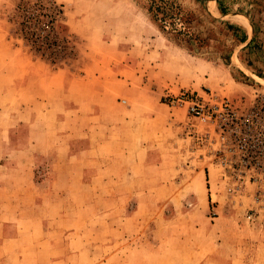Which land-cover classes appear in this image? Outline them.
I'll list each match as a JSON object with an SVG mask.
<instances>
[{"label":"rangeland","instance_id":"1","mask_svg":"<svg viewBox=\"0 0 264 264\" xmlns=\"http://www.w3.org/2000/svg\"><path fill=\"white\" fill-rule=\"evenodd\" d=\"M20 1L0 0V40H5L0 52L17 66L18 75L30 66L34 73L30 76L43 73L42 79L36 77L43 93L60 95L68 80L81 86L80 76L93 73L97 87L105 84L111 88H101L104 90L95 95L98 102L104 96L114 103L121 101L119 107L128 106L125 101L132 105L138 99L144 101L149 106L146 116L157 114L158 118L147 129H160L157 135L148 130L151 134L144 144L159 145L164 169H175L159 204L138 205L128 200L109 204L110 213H100L97 218H87L85 213L80 228L85 250L79 254V263L264 264V202L253 200L256 188L228 192L218 169L204 156L200 140L188 133L185 111L169 106L164 98L181 90L201 94L206 88L236 102L252 95L253 89L231 97L234 82L264 90V0H55L63 5L74 38L68 51L72 55L59 65L34 57L11 34ZM166 4L181 10L178 27L191 39L174 36L168 26L163 31L161 23L153 19L149 8L154 11ZM218 4L227 14L219 12ZM231 24L246 31L247 42H238L243 30L230 29ZM11 49L16 58L12 54L8 60ZM6 61L2 66L6 67ZM141 84L146 90L136 93ZM129 88L133 93L127 92ZM154 104L158 106L155 112L151 110ZM53 159L37 157L36 183L48 177ZM168 178L166 173L160 180L168 183ZM138 182L137 187L142 188L146 180ZM138 215L139 223L122 224L124 221L115 219ZM101 218H112L114 223L108 242L98 230L104 229ZM23 222L24 244L56 250L68 245L69 233L59 236L54 233L59 229L46 234L41 229L30 230V223ZM24 255L32 257L33 252ZM39 259L40 254L25 263L36 264Z\"/></svg>","mask_w":264,"mask_h":264},{"label":"crops","instance_id":"2","mask_svg":"<svg viewBox=\"0 0 264 264\" xmlns=\"http://www.w3.org/2000/svg\"><path fill=\"white\" fill-rule=\"evenodd\" d=\"M4 41L0 40V47ZM13 52L9 50L8 60L12 54L16 58ZM5 61L0 52V264H26L38 254L36 264H81L79 254L85 248L81 247L84 233L80 228L85 213L87 218H97L110 213L109 204L128 200L138 205L159 204L162 193L170 188L175 169H164L159 145L144 144L146 135L160 132L158 127L147 129L148 123H158L157 114L146 116L149 106L139 99L133 105L125 101V107L111 97L98 102L101 88H111L97 87L93 73L80 76L81 86L68 80L62 94L46 95L36 78L43 73L35 71L34 78L27 66L18 75L20 70L9 61L2 66ZM136 87V93L146 90L142 84ZM254 88L234 82L231 97ZM131 89L127 92L133 93ZM157 108L154 104L151 110ZM40 156L54 157V163L48 177L36 183L35 163ZM164 172L168 183L160 180ZM141 179L146 183L138 188ZM115 219L122 224L139 223V215ZM101 220L104 229L98 230L108 242L114 223L112 218ZM23 221L30 223V230L48 234L61 229L54 232L59 236L69 233L68 245L56 250L24 244ZM26 251L33 252L32 257L24 255Z\"/></svg>","mask_w":264,"mask_h":264},{"label":"built area","instance_id":"3","mask_svg":"<svg viewBox=\"0 0 264 264\" xmlns=\"http://www.w3.org/2000/svg\"><path fill=\"white\" fill-rule=\"evenodd\" d=\"M164 98L185 111L188 133L200 140L228 192L254 186L253 200L264 202V90H253L249 99L239 102L209 88Z\"/></svg>","mask_w":264,"mask_h":264},{"label":"trees","instance_id":"4","mask_svg":"<svg viewBox=\"0 0 264 264\" xmlns=\"http://www.w3.org/2000/svg\"><path fill=\"white\" fill-rule=\"evenodd\" d=\"M218 10L223 15L227 14L226 9L220 4H218ZM149 12H153V19L161 23L163 31L168 26L169 33L174 36L183 35L184 38L191 39L190 36H186L187 33L183 31V28L178 27L181 21V10L177 6L166 4L163 8H154V11L149 8ZM14 17L16 20H13L14 30L11 34L21 41L34 57L50 65H59V62L70 58L68 51L74 38L66 25L62 4H58L55 0H21L16 5ZM229 28L243 30L238 42L240 44L246 42L247 33L244 29L240 26L233 27L232 24ZM178 37L176 40H182ZM252 41L253 38L250 42Z\"/></svg>","mask_w":264,"mask_h":264},{"label":"water","instance_id":"5","mask_svg":"<svg viewBox=\"0 0 264 264\" xmlns=\"http://www.w3.org/2000/svg\"><path fill=\"white\" fill-rule=\"evenodd\" d=\"M247 75V74H246ZM250 76V75H249ZM254 80V79H253Z\"/></svg>","mask_w":264,"mask_h":264}]
</instances>
